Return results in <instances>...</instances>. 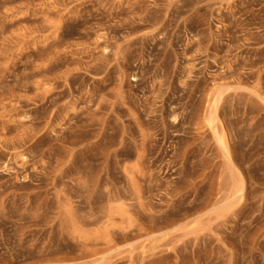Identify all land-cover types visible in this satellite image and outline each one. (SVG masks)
<instances>
[{
  "label": "rangeland",
  "instance_id": "374dc122",
  "mask_svg": "<svg viewBox=\"0 0 264 264\" xmlns=\"http://www.w3.org/2000/svg\"><path fill=\"white\" fill-rule=\"evenodd\" d=\"M0 264H264V0H0Z\"/></svg>",
  "mask_w": 264,
  "mask_h": 264
}]
</instances>
